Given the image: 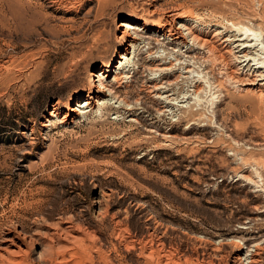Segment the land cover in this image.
I'll return each instance as SVG.
<instances>
[{
  "label": "rangeland",
  "instance_id": "obj_1",
  "mask_svg": "<svg viewBox=\"0 0 264 264\" xmlns=\"http://www.w3.org/2000/svg\"><path fill=\"white\" fill-rule=\"evenodd\" d=\"M73 1L0 0V255L8 257L5 232L41 228L37 218L50 225L73 218L110 239V218L95 211L103 195H110L103 208L120 213L132 233L145 231L149 215L215 243L245 222L244 235L257 237L264 213L254 223L249 216L264 212V101L219 77L234 65L226 69L211 56L205 66L193 48L171 50L156 37L130 49L129 80L96 109L73 125L62 123L63 112L42 127L55 104L65 111L78 96L87 101L94 68L118 66L126 48L118 23L142 19L154 0ZM159 4L184 7L207 32L241 26L264 35V0ZM163 65L172 73L170 112L154 90ZM31 249L30 263L43 264L39 248Z\"/></svg>",
  "mask_w": 264,
  "mask_h": 264
},
{
  "label": "bare ground",
  "instance_id": "obj_2",
  "mask_svg": "<svg viewBox=\"0 0 264 264\" xmlns=\"http://www.w3.org/2000/svg\"><path fill=\"white\" fill-rule=\"evenodd\" d=\"M59 1H66L71 6L74 2L53 0L56 3ZM159 1L161 0L152 1L142 19L128 18L118 23L117 40L126 47L120 49L118 66H115L114 60L94 68L89 79L93 93L86 97L87 101L80 103L82 97L78 96L75 105L67 107L65 111L59 109V103L55 104V112H51L49 118L45 119L43 128L47 127L54 115L64 112L62 123L69 126L79 116L96 109L121 81L129 80L125 65L130 59V49L134 53L142 43L153 44L156 37H163L161 45L171 50L180 45H185L187 49L193 48L196 51L194 56L202 59L205 66H210L211 56L215 61L220 60L218 63L227 66L226 69H231L234 65L235 70L231 69L229 73L218 72L219 77L234 83L238 91L257 94L264 101L262 33L241 26L233 27L228 33H222L218 29L213 33L207 32L197 25L192 13L183 9L184 7L162 6ZM155 71L163 73L162 80L154 89L156 96L164 100L168 107L165 111L170 112V104H173L168 95L173 85L170 66L163 65ZM212 74L214 78L217 76L214 72ZM109 197L110 195L99 197L95 203V211L97 218H110V239L95 229L85 228L73 218L60 216L53 225L49 224L52 220L50 218L49 222L44 218H37L42 222L41 228L31 230L13 226L5 232L3 242L8 246L5 250L8 257L0 255V264H31L27 257L33 247L39 248L37 260L43 264H123L117 256L124 258L127 255L136 257L139 264H264V230L257 237L247 238L244 235V231L249 229L246 222L240 224L239 229L242 231L234 233L230 240L223 239L215 243L211 239L181 233L163 225L152 216L145 215V231L136 234L130 231L124 218H119L120 213L110 216L109 209L103 208L102 201ZM136 210L140 211L139 205ZM262 213L264 212L255 209L249 216L251 223L260 221Z\"/></svg>",
  "mask_w": 264,
  "mask_h": 264
}]
</instances>
